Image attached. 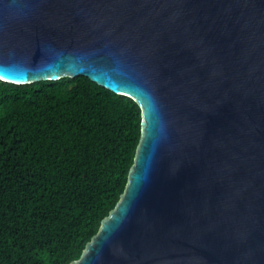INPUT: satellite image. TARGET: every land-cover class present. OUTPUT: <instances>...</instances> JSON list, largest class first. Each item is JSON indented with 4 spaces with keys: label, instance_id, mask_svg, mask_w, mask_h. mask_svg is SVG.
<instances>
[{
    "label": "water",
    "instance_id": "1",
    "mask_svg": "<svg viewBox=\"0 0 264 264\" xmlns=\"http://www.w3.org/2000/svg\"><path fill=\"white\" fill-rule=\"evenodd\" d=\"M77 76L141 136L71 264H264V0H0L1 81Z\"/></svg>",
    "mask_w": 264,
    "mask_h": 264
},
{
    "label": "trees",
    "instance_id": "2",
    "mask_svg": "<svg viewBox=\"0 0 264 264\" xmlns=\"http://www.w3.org/2000/svg\"><path fill=\"white\" fill-rule=\"evenodd\" d=\"M141 136L130 97L85 76L0 80V264H71L120 200Z\"/></svg>",
    "mask_w": 264,
    "mask_h": 264
}]
</instances>
